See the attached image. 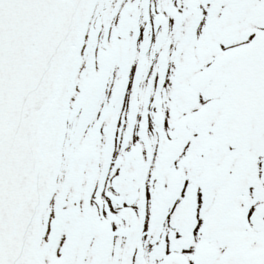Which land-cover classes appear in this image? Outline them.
Segmentation results:
<instances>
[{
  "label": "snow or ice",
  "instance_id": "snow-or-ice-1",
  "mask_svg": "<svg viewBox=\"0 0 264 264\" xmlns=\"http://www.w3.org/2000/svg\"><path fill=\"white\" fill-rule=\"evenodd\" d=\"M0 264H264V0H0Z\"/></svg>",
  "mask_w": 264,
  "mask_h": 264
}]
</instances>
